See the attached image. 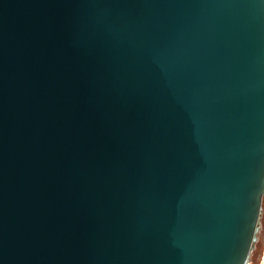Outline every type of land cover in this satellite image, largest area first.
<instances>
[{"label": "water", "instance_id": "95a60500", "mask_svg": "<svg viewBox=\"0 0 264 264\" xmlns=\"http://www.w3.org/2000/svg\"><path fill=\"white\" fill-rule=\"evenodd\" d=\"M264 197V0H0V264H248Z\"/></svg>", "mask_w": 264, "mask_h": 264}, {"label": "rangeland", "instance_id": "374dc122", "mask_svg": "<svg viewBox=\"0 0 264 264\" xmlns=\"http://www.w3.org/2000/svg\"><path fill=\"white\" fill-rule=\"evenodd\" d=\"M262 207L263 211L260 219V228L257 232L258 240L250 254V262L248 264H264V197Z\"/></svg>", "mask_w": 264, "mask_h": 264}, {"label": "bare ground", "instance_id": "6f19581e", "mask_svg": "<svg viewBox=\"0 0 264 264\" xmlns=\"http://www.w3.org/2000/svg\"><path fill=\"white\" fill-rule=\"evenodd\" d=\"M262 211H263V207H262ZM262 211H261V214H262ZM260 219H261V215H260ZM260 221H261V220H260ZM259 228H260V227H259ZM257 238H258V236H257ZM251 252H252V251H251ZM250 254H251V253H250ZM250 256H251V255H249V262H250ZM249 262H248V263H249Z\"/></svg>", "mask_w": 264, "mask_h": 264}, {"label": "flooded vegetation", "instance_id": "af4514ba", "mask_svg": "<svg viewBox=\"0 0 264 264\" xmlns=\"http://www.w3.org/2000/svg\"><path fill=\"white\" fill-rule=\"evenodd\" d=\"M258 240V239H257ZM257 242V241H256Z\"/></svg>", "mask_w": 264, "mask_h": 264}]
</instances>
